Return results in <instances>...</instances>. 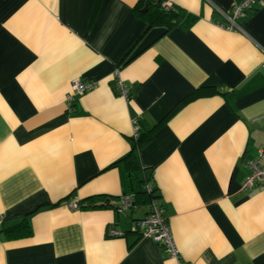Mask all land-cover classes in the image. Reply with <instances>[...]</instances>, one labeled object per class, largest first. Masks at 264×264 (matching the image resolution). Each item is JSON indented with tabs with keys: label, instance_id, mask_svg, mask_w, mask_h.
<instances>
[{
	"label": "crops",
	"instance_id": "crops-1",
	"mask_svg": "<svg viewBox=\"0 0 264 264\" xmlns=\"http://www.w3.org/2000/svg\"><path fill=\"white\" fill-rule=\"evenodd\" d=\"M158 1L0 0V264H178L133 230L145 184L183 264H264V189H241L264 147V8L238 31L218 9L241 0H171L178 22L149 25ZM76 79L96 85L69 105Z\"/></svg>",
	"mask_w": 264,
	"mask_h": 264
},
{
	"label": "built area",
	"instance_id": "built-area-1",
	"mask_svg": "<svg viewBox=\"0 0 264 264\" xmlns=\"http://www.w3.org/2000/svg\"><path fill=\"white\" fill-rule=\"evenodd\" d=\"M210 1V0H209ZM257 4L264 8V0H241L237 4H234L229 10L218 9L222 19L223 26L230 30H241L238 23V19L247 16L249 12L253 10V6ZM172 5L171 0H162L161 6L166 9ZM264 65V64H262ZM118 87L120 94L127 96L128 89L118 80ZM96 83L94 81H80L72 80L69 86V93L67 95L66 101L70 105L75 96L81 95L82 93L91 90L95 87ZM138 120H132V136L135 137L138 132ZM249 173L246 175L241 184L242 190H249L254 187H261L264 189V147H262L257 156L248 159ZM151 184L144 185L145 193H152L150 201V210L148 213L133 223V230L137 232L140 236L148 237L154 242L162 246L165 252L178 259V264H183L179 258V250L175 245L172 232L168 223L162 215V206L159 200L155 197L152 191ZM134 203L133 198L130 195H124L117 201L116 209L118 211H123L127 207H132ZM69 208L78 209L79 204L76 201L70 202L68 204ZM111 234H119L116 230L110 229Z\"/></svg>",
	"mask_w": 264,
	"mask_h": 264
},
{
	"label": "trees",
	"instance_id": "trees-1",
	"mask_svg": "<svg viewBox=\"0 0 264 264\" xmlns=\"http://www.w3.org/2000/svg\"><path fill=\"white\" fill-rule=\"evenodd\" d=\"M144 13H141L143 17H145L146 21L149 25L151 24H158L163 23L167 27H172L178 22V18L183 13L181 9L175 8L173 4L169 7L164 9L161 6V1H158L157 3L153 4L152 7H146L145 10H143ZM138 132L135 137H133L135 143H137L140 138L143 136L144 132H142V126L138 121ZM154 192V190L152 189ZM148 193H145L147 199L149 200ZM150 196H152V193H149ZM101 200L99 203L98 201ZM110 199L106 198L104 196H96V197H90L87 200L81 201L79 204V207L81 208H94V207H105V206H117V202H112L110 204ZM31 233V229L29 225L23 220L22 222L18 223L17 225L8 228L4 230V235L9 238H18L27 236Z\"/></svg>",
	"mask_w": 264,
	"mask_h": 264
},
{
	"label": "water",
	"instance_id": "water-1",
	"mask_svg": "<svg viewBox=\"0 0 264 264\" xmlns=\"http://www.w3.org/2000/svg\"><path fill=\"white\" fill-rule=\"evenodd\" d=\"M146 7H147V6H145L143 10H145V9H146Z\"/></svg>",
	"mask_w": 264,
	"mask_h": 264
}]
</instances>
